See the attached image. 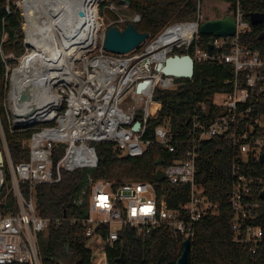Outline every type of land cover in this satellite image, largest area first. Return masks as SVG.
<instances>
[{
	"label": "built area",
	"instance_id": "1",
	"mask_svg": "<svg viewBox=\"0 0 264 264\" xmlns=\"http://www.w3.org/2000/svg\"><path fill=\"white\" fill-rule=\"evenodd\" d=\"M200 3L196 19L189 22L198 27L206 20ZM230 7L236 21L235 34L213 35L208 43L212 46L211 51L208 46L206 49L197 46L193 57L195 60L231 64L234 77L225 83H231L233 87L230 92L217 94L221 97L215 96L214 103L220 113L210 115L207 111L205 116L198 111L194 113L187 138L177 139L166 125L155 127L153 136L147 137L150 118H156L162 108V103L154 99L156 88L174 87L177 78L154 69L158 60L151 61L144 56L148 53L147 47L129 56L106 50L105 32L111 26L123 28L127 19L122 16L105 25L98 15L101 26L86 54L76 58L69 70L61 72V77L49 80L38 92L40 104L37 114H41L40 118L25 122L15 108L13 123L9 113L12 130L14 127L35 129L29 139L28 159L15 162L5 131L0 127V150L4 158L0 165V192L8 173L15 198L14 211L0 212V264H42L39 236L48 231L51 219L38 213L34 188L41 183L59 181L62 170L96 167L95 142H113L122 154L129 156L143 155L154 142L169 151L181 153L182 157L167 166L161 164L158 169L164 170V181L187 185L189 194L186 201L173 208L158 194L157 184L164 181L117 184L89 177L79 200V203L84 199L87 201L88 213L79 220L86 226L87 238L99 237L105 243L94 264H109L107 248L120 240L125 227L134 229L141 237L159 227H166L185 240L194 235L196 224L202 218L218 213L219 204L209 197L205 186L196 181L202 143L218 135L232 138L237 157L242 162L251 155L259 159L264 152V135L255 134L257 126H264V114H254V102L258 103L264 96V51L240 42L241 34L254 25L250 18L246 19L240 2ZM22 14L27 43L25 11ZM130 19L139 22L141 16L137 13ZM196 40L194 37L185 46L189 47ZM4 59L10 87L17 68L13 70L8 60L18 58L7 55ZM146 79L152 80L151 87L138 92V83ZM155 103H160V106L152 112ZM6 106L8 109L7 95ZM137 122L140 125L135 129ZM58 150H64V154L55 162ZM233 175L235 180L229 196L235 212L232 232L238 244L255 253L264 243V224H252L259 216L260 203L252 196L259 180L249 177L237 162L233 166ZM23 184L30 188L28 195L22 189Z\"/></svg>",
	"mask_w": 264,
	"mask_h": 264
},
{
	"label": "trees",
	"instance_id": "2",
	"mask_svg": "<svg viewBox=\"0 0 264 264\" xmlns=\"http://www.w3.org/2000/svg\"><path fill=\"white\" fill-rule=\"evenodd\" d=\"M115 1L130 4L132 18L140 14L141 20L133 22L141 32H149V37L134 52H142L170 26L176 23H189L196 19L200 0H105L103 5ZM230 5L240 2L249 19L251 12H264V0H221ZM231 11V7L226 11ZM225 12V13H226ZM120 15L114 14L117 19ZM26 18V14H25ZM23 14L20 6L12 0H0V127L2 126L12 158L15 162L24 161L29 156V139L35 128L14 127L6 106L9 87L7 67L4 57L13 55L20 58L27 53ZM26 22V20H25ZM127 19L123 28L131 23ZM264 24L255 25L241 34L240 42L264 51V39L259 35ZM213 35L198 33L197 40L189 47H175L172 53H190L195 56L196 47L206 49ZM133 52V53H134ZM13 60H8L11 63ZM234 77V67L226 62L195 60L193 78H177L174 87L158 86L154 99L162 103L159 115L149 120L147 137H152L155 127L166 125L175 137L187 138L196 111L203 116L220 113L215 106L218 93L230 92L233 84L225 83ZM254 102V114H264V96ZM160 106L155 103L152 112ZM1 134V130H0ZM256 135H264V126H257ZM1 147V141H0ZM98 164L93 168H79L73 171L62 170V178L57 182L41 183L34 188L38 213L51 219L48 231L39 236L42 264H94L93 251L87 246L90 238L85 235L86 226L79 219L88 213V203H81L82 190L89 177L121 184L127 181H155L159 168L156 161L161 157L163 166L182 157L177 151H169L159 143L150 144L143 155L122 154L113 142H95ZM64 154L55 153L54 161ZM240 163L242 171L249 177L259 180L253 188V199L260 203L259 216L252 224H264V200L260 197L264 189V165L256 156H248L246 162L237 157L232 138L215 136L202 143L197 162L196 181L205 186L211 199L219 204L217 214L202 218L191 237V250L188 264H264V243L255 253L238 244L232 232L234 209L229 196L234 184L233 166ZM22 189L29 194L28 184ZM159 196L165 198L170 207H177L186 201L189 187L171 184L168 180L157 184ZM15 210V198L11 188L10 176L0 192V212L7 214ZM106 228V227H104ZM184 239L166 227L153 230L146 237L125 227L121 237L113 247L107 248L109 264H118L124 255L128 264H176L184 250ZM68 247V250H67Z\"/></svg>",
	"mask_w": 264,
	"mask_h": 264
},
{
	"label": "bare ground",
	"instance_id": "3",
	"mask_svg": "<svg viewBox=\"0 0 264 264\" xmlns=\"http://www.w3.org/2000/svg\"><path fill=\"white\" fill-rule=\"evenodd\" d=\"M97 2L26 0L30 18L27 43L32 49L22 57L13 75L12 93L13 103L23 121L40 118L41 114H37V110L42 86L51 79L61 77V72L69 70L76 58L86 54L87 47L94 41L101 26ZM197 31L195 23L170 27L144 56H148L151 61L160 60L175 46L191 42ZM32 84L34 89L30 91ZM26 90L32 93V99L20 102L19 96Z\"/></svg>",
	"mask_w": 264,
	"mask_h": 264
},
{
	"label": "water",
	"instance_id": "4",
	"mask_svg": "<svg viewBox=\"0 0 264 264\" xmlns=\"http://www.w3.org/2000/svg\"><path fill=\"white\" fill-rule=\"evenodd\" d=\"M251 23L255 25L264 23V12H251L249 14ZM175 25V24H174ZM173 26V25H172ZM170 26V27H172ZM168 27L158 39L149 44V48L154 42L159 40L162 35L170 28ZM236 31L235 16L232 12H226L220 17L208 18L200 24L198 27V33L204 35L214 36H232ZM149 37V32H141L134 25L133 22L129 23L124 28L118 26H111L105 32V48L109 52L126 55L134 52L143 42ZM259 39H264V31L259 35ZM25 44L29 46L26 42ZM212 46H208V50L211 51ZM154 69L163 73L165 76H173L176 78H193L195 72V59L190 53H168L164 58L158 60L154 64ZM152 85L151 79L143 80L137 85V91H142L145 88H150ZM31 88V89H30ZM30 91L34 89V86L29 87ZM26 90L23 91L20 102H25L32 99V93ZM36 105V104H35ZM140 122L135 123L134 128L138 129ZM259 161L264 165V152L260 154ZM4 162L3 152L0 150V165ZM163 159L160 157L157 161V165H161ZM166 178L164 170L161 168L156 171L155 180L162 182ZM260 197L264 200V189L260 193ZM184 250L179 257L176 264H188L191 250V238L184 240ZM68 250V247H67ZM119 264H128L124 255L119 259Z\"/></svg>",
	"mask_w": 264,
	"mask_h": 264
},
{
	"label": "rangeland",
	"instance_id": "5",
	"mask_svg": "<svg viewBox=\"0 0 264 264\" xmlns=\"http://www.w3.org/2000/svg\"><path fill=\"white\" fill-rule=\"evenodd\" d=\"M15 4H17L18 6H20V8L22 9V12L25 11L26 14V22H25V28H26V32L28 33V30L30 28V18H29V11L26 8V0H12ZM105 0H98L97 4H98V8H99V14L102 18V21L105 25H107L111 20H113L114 18L112 17L113 13L114 14H118L126 19H130V16H132V12L130 10V4L128 1H125L123 5H117V3L115 1L110 2L108 5H103L102 2ZM201 1V12L204 15V17L206 19L208 18H213L218 14H223L225 13L229 8H230V4L229 3H225L221 0H200ZM100 22H102L101 20H99ZM160 37V36H159ZM158 37V38H159ZM195 37H197V34L195 35ZM188 43H184L181 44L180 46L183 45H187ZM149 46V45H148ZM146 46V47H148ZM30 50L32 49V47H29ZM147 49V48H145ZM87 51V49H86ZM172 50H170L169 53H171ZM132 53L126 55L129 56ZM81 58V57H80ZM22 58H18V59H14L11 63L10 66L13 67L14 69H18L19 65H20V61ZM16 69V70H17ZM15 70V72H16ZM15 74V73H14ZM12 92H13V83H10V87L8 89V94H7V105H8V109H9V113L11 115V119L12 122L14 123V112L15 111V107L12 101ZM216 97H221L219 95H216ZM0 141H1V134H0ZM1 145H2V141H1ZM87 246L93 251L94 257H95V262L97 260V257L100 256L102 250L105 248V243L104 241L99 238H90L87 242Z\"/></svg>",
	"mask_w": 264,
	"mask_h": 264
},
{
	"label": "flooded vegetation",
	"instance_id": "6",
	"mask_svg": "<svg viewBox=\"0 0 264 264\" xmlns=\"http://www.w3.org/2000/svg\"><path fill=\"white\" fill-rule=\"evenodd\" d=\"M224 14V13H223ZM223 14H218V15H216L215 17H220V16H222Z\"/></svg>",
	"mask_w": 264,
	"mask_h": 264
}]
</instances>
